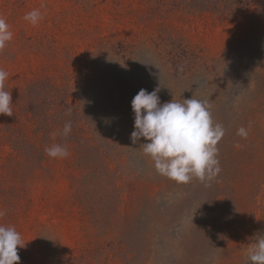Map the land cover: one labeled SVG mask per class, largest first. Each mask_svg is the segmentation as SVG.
<instances>
[{
	"label": "rangeland",
	"instance_id": "obj_1",
	"mask_svg": "<svg viewBox=\"0 0 264 264\" xmlns=\"http://www.w3.org/2000/svg\"><path fill=\"white\" fill-rule=\"evenodd\" d=\"M0 17V225L26 242L19 264H246L264 234V0H0ZM156 87L223 125L212 182L177 184L131 143V100Z\"/></svg>",
	"mask_w": 264,
	"mask_h": 264
},
{
	"label": "clouds",
	"instance_id": "obj_2",
	"mask_svg": "<svg viewBox=\"0 0 264 264\" xmlns=\"http://www.w3.org/2000/svg\"><path fill=\"white\" fill-rule=\"evenodd\" d=\"M39 9L27 12L23 19L35 26L42 20ZM13 33L7 21L0 17V51L12 40ZM9 73L0 68V115L13 116L10 90H5ZM160 87L151 92L140 89L131 100L134 114V130L130 134L133 145L139 143L142 152L153 162L157 174L177 184H188L193 179L201 183L212 182L220 173L217 144L225 134L222 124L214 123L211 105L207 100L188 98L161 102ZM72 131L66 122L61 135ZM236 135L247 138L248 130L241 126ZM50 158L64 159L69 156L66 146L52 144L45 148ZM5 213L0 210V217ZM26 242L14 226L0 225V264H19L18 248ZM246 264H264V234L255 235L246 249Z\"/></svg>",
	"mask_w": 264,
	"mask_h": 264
}]
</instances>
